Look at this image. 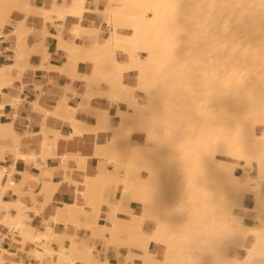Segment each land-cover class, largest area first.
Instances as JSON below:
<instances>
[{"label": "bare ground", "instance_id": "bare-ground-1", "mask_svg": "<svg viewBox=\"0 0 264 264\" xmlns=\"http://www.w3.org/2000/svg\"><path fill=\"white\" fill-rule=\"evenodd\" d=\"M74 1L76 7L65 10L64 17L81 18L85 0ZM14 12L22 17L12 32L3 33L7 44L2 53L12 63L0 65V161L7 160L8 153L13 158L9 167H0V264H30L14 261L17 250L29 251L36 264H121L101 258L94 245L75 233L56 232L53 224L61 221L55 217L44 231L31 225L28 213L40 215L58 186L50 177L31 171L56 155L58 135L43 125L49 115L68 123L72 133L90 132L96 137L103 132L105 141L94 145L93 155L123 172L118 176L101 169L80 182L67 180L94 192L88 195L92 213L98 216L105 202L107 216L128 228L117 233L112 226L84 222L79 202L57 209L56 215L66 217L61 222L64 228L94 227L114 247L123 245L117 241L123 233L124 245L139 250L126 251L123 259L139 264H264V0H105L103 9L95 7L109 28L104 41L97 39L99 28L77 25L76 37L86 33L91 44H68L57 37L65 53L58 68L49 63L50 54L44 49L38 52L39 66L27 65L33 50L26 44L32 31L26 20L38 15L45 21L63 11L54 4L37 7L31 0H0V29ZM117 51L124 54L125 62L116 60ZM80 61L91 63L89 75L77 73ZM27 67L33 73L56 70L82 85L80 95L63 94L52 108L38 100L29 102L41 113L42 122L36 134L24 133L27 138L37 137L25 153L23 135L15 132L12 119H5L1 111L9 106L16 112L27 103L21 95ZM127 72L135 74V84L123 81ZM102 81L106 89L100 88ZM136 93L143 95L141 104ZM84 96L88 101L81 104ZM74 98L79 99L78 106L71 103ZM94 98L124 104L126 111L115 108V114L127 117L131 125L108 126V111L92 106ZM77 107L88 109L96 124L75 119ZM134 134L144 135V141L131 142ZM19 160L25 167L15 182ZM132 170L145 176L131 179ZM179 176H184L182 184ZM36 184L37 194L33 193ZM25 186L32 194L31 207L20 200ZM116 188L118 200L105 201L104 195ZM41 194L43 203L36 200ZM126 194L141 204L144 214L124 209ZM13 195L15 200L10 199ZM250 196V204L245 205ZM145 220L154 225L150 233L142 229ZM7 236L9 249L1 244ZM52 242L56 249L50 247ZM152 242L161 247V257L148 250Z\"/></svg>", "mask_w": 264, "mask_h": 264}, {"label": "crops", "instance_id": "crops-1", "mask_svg": "<svg viewBox=\"0 0 264 264\" xmlns=\"http://www.w3.org/2000/svg\"><path fill=\"white\" fill-rule=\"evenodd\" d=\"M31 1L32 4L37 7H47L49 4H54L55 7L60 8L63 12L62 14L57 15L50 14L45 21L41 16L38 15L29 16L27 18L26 25L29 28L31 27L32 31L26 39V44L32 47L33 50L27 61V65L29 66L36 67L40 65L41 57L38 52H40L42 49L50 54L48 61L51 65H55L56 68H58L64 63L65 53L61 48L58 47L57 37H59L60 40L67 42L68 44L77 42L82 45L89 46L91 44V39L86 33H80L79 36L76 37V32L79 31H77V28L75 30V27L77 25V27L80 26L81 28H99V33L97 35V39L99 42H103L104 38L107 36L109 28L102 19V16L99 13L95 12V7L98 9L104 8L105 0H85V10H83L81 18L78 14H67V17L63 16L67 13L65 10H73L76 7V3L74 0ZM21 17L22 14L20 12H14L12 14V18L6 22L2 29H0V65L12 63L10 58H7L5 54H2L6 49L7 44V40L4 39L3 33L12 32L15 23L20 20ZM72 27L74 28L73 30H71ZM116 60L118 62H125L126 57L124 56V54L117 51ZM44 72L45 71L40 72L37 70L35 73H33L32 69L27 67L23 74L25 88L21 93V95L26 98L27 103L20 105L16 112L12 111L9 106L1 111V114L5 119H12L15 132L17 134H20V136L23 135V138L21 140V150L25 153L31 151L30 142H36L37 137L27 138L24 136V133L27 131L28 133L30 132L31 134H36L42 122L41 113L33 110L29 102L38 100L39 102L52 108V106L56 104L58 99L63 96V94H65V96L67 97H72L71 93L76 92L80 95L78 89L80 88L82 83H80L79 81H72L69 76H66L62 73L60 74V72H57L56 70H49V72ZM77 73H79L80 75H89L91 73V63L88 61H80L77 66ZM132 73L133 72L125 73L123 81L131 85L135 84V74ZM104 83L105 82L101 83V89L107 88V84ZM36 85L39 88H36ZM142 96L143 95L141 93H136V97L139 100L138 102L140 104L142 103ZM87 101L88 98L84 96L81 100V104H86ZM78 102L79 99L76 98L71 100V103L75 106H78ZM91 105L98 110H105L106 112L108 111L107 114L110 117L107 122L108 126L128 127L131 125V122L127 117H116L115 108L119 111L124 112L126 111V107L124 104H119L117 107H115V105L111 104V102L106 98H94L91 101ZM14 113H16L17 115L15 114L14 116ZM74 118L84 122L89 126H94L96 124L95 118L91 114H89L88 109L82 110V108L77 107ZM44 120L46 121H43L44 127L50 133L58 135L55 148L56 155L54 157L43 159L38 169L31 171L34 176H43L45 178L50 177L53 182L58 183V186L53 192L50 201L45 204L40 215L33 214L32 212L28 213L33 219L31 221L32 227L37 228V230L39 231H44V227L50 223L49 220H51L52 218L55 217L61 222L64 221L66 217L56 215L57 209L63 204H73L75 202H79L83 208V213H81L79 216L84 222L92 225L96 224L98 226H109L108 228H111L112 226V229L117 233L122 232L123 230L128 228V226L123 225L120 220H114V216H107L106 213L108 211V207L105 202L102 203L98 216L92 213L88 206V198L82 192L84 190V187L81 186L80 183L76 187L68 181L72 180L80 182L83 180L84 175L94 176L98 174L101 169H106L108 172L117 174L118 176L123 175L122 170L119 169L115 164L111 162L109 163L106 158L93 155L94 145L103 143L105 141V134L103 132H98L97 136L94 137L90 132H83L82 134L72 133V127L68 123L51 115L47 116ZM144 139V135L134 134L132 136L131 142L142 143ZM64 156L67 157L64 158ZM79 157H84L85 161L81 162L79 160ZM6 159L7 160L5 161H0V167L10 166L13 161L12 155L8 153L6 155ZM17 165V172H15L13 175V180L15 182H18L20 180L18 171L24 169L25 167L24 163L21 160L17 161ZM144 176V174L139 175V173L135 170H132L128 174V177L131 179H137ZM38 188V184L34 185L33 193L37 194L39 191ZM21 193L22 196L20 197V200L26 203L28 207H31L34 202L31 200L32 194L28 192L26 186L23 188V190H21ZM2 196L3 195H0V198ZM118 197L119 190L116 188L111 194L106 193L103 199L105 201L115 203L118 200ZM123 198L128 201V204L123 205L124 209L135 215L144 214V209L143 207H141V204L132 202L130 200V196L127 194L123 195ZM10 199L15 200V196L13 195L12 197H10ZM36 200L43 203L44 196L42 194L38 195L36 196ZM250 201L251 196L245 199L244 204L249 205ZM117 215L122 216L121 213H118ZM246 215L252 216V214L249 212ZM61 222H58L59 224H53V228L56 232L66 231L70 234L75 233L78 238H82L86 244L94 245L93 249L94 251H96L95 253L99 252L101 258L107 257L110 261H120L121 264H139L138 262L133 261L131 258L123 259L124 253L126 251L139 252V250L135 248L127 249L124 246L114 247L107 245V242L105 240L106 236L101 232V230L94 229V227H91L92 229L90 230L85 227L75 230L70 224L67 225L66 228H64L61 225ZM153 227V223L149 220H145L142 225V229L146 233H150ZM34 228L28 231L30 233H33V231L35 230ZM8 237L9 236H7L5 240L1 242L2 247H4L5 249H9L11 247ZM103 240L106 242V244L103 242ZM117 241L121 244H124L126 243L127 238L123 233H120L117 237ZM50 247L52 249H56L57 244L55 242H52L50 244ZM148 250L154 253L156 257H161L162 249L159 245L151 243L148 246ZM16 255L17 256H15L14 261L23 260L24 262H29L30 264H36V260H34L29 251L22 252L21 250H17ZM49 261L52 262V259H50Z\"/></svg>", "mask_w": 264, "mask_h": 264}, {"label": "rangeland", "instance_id": "rangeland-1", "mask_svg": "<svg viewBox=\"0 0 264 264\" xmlns=\"http://www.w3.org/2000/svg\"><path fill=\"white\" fill-rule=\"evenodd\" d=\"M206 84V83H205ZM202 85H204V83L202 84ZM198 88H199V86H198ZM115 107H117V106H115ZM258 127V126H257ZM179 151H177V153H178ZM180 153V152H179ZM181 156V155H180ZM219 161H220V159H218ZM181 175H182V173H180ZM179 174V175H180ZM176 178H177V174L176 175H174ZM172 177H173V175H172ZM174 178V177H173ZM180 178H182L181 180H180ZM184 179V176H182V177H178V179L177 180H180V183L179 184H182L183 183V180ZM84 194H85V196L88 198V195H90V196H93L94 195V192H85V191H82ZM100 241V240H99ZM103 242L106 244V242L103 240ZM153 243V242H152ZM121 244V243H120ZM154 244H156L157 245V243L155 242ZM121 246H124V247H126L127 249H131V248H133V247H129V246H127V244L126 245H121ZM77 247H79V246H77ZM117 247H120V246H117ZM136 249V248H135ZM231 254H233V252L231 253Z\"/></svg>", "mask_w": 264, "mask_h": 264}, {"label": "snow or ice", "instance_id": "snow-or-ice-1", "mask_svg": "<svg viewBox=\"0 0 264 264\" xmlns=\"http://www.w3.org/2000/svg\"><path fill=\"white\" fill-rule=\"evenodd\" d=\"M262 179H264V177H262Z\"/></svg>", "mask_w": 264, "mask_h": 264}]
</instances>
